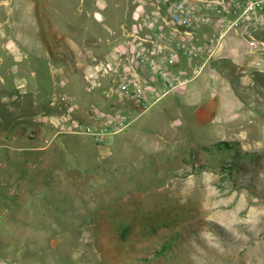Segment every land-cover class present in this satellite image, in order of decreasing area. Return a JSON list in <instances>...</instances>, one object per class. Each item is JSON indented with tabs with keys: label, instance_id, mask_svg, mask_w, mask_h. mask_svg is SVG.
<instances>
[{
	"label": "rangeland",
	"instance_id": "obj_1",
	"mask_svg": "<svg viewBox=\"0 0 264 264\" xmlns=\"http://www.w3.org/2000/svg\"><path fill=\"white\" fill-rule=\"evenodd\" d=\"M97 1L104 10L89 15ZM97 1L0 0V55L18 54L0 60V133L22 139L0 140V264H264V48L223 54L200 95L171 94L101 144L56 136L60 116L83 117L87 94L102 92L85 90L94 59L139 4L151 8ZM45 25L87 37L81 75L67 76L65 45L14 42Z\"/></svg>",
	"mask_w": 264,
	"mask_h": 264
},
{
	"label": "built area",
	"instance_id": "obj_2",
	"mask_svg": "<svg viewBox=\"0 0 264 264\" xmlns=\"http://www.w3.org/2000/svg\"><path fill=\"white\" fill-rule=\"evenodd\" d=\"M149 6L133 10L121 40L85 74V90H102L112 107L91 105L83 112L88 119L69 109L58 118L56 136L85 135L101 144L125 131L167 96L185 92L223 57L233 32L264 48V0H151ZM183 60L187 67H178Z\"/></svg>",
	"mask_w": 264,
	"mask_h": 264
},
{
	"label": "crops",
	"instance_id": "obj_3",
	"mask_svg": "<svg viewBox=\"0 0 264 264\" xmlns=\"http://www.w3.org/2000/svg\"><path fill=\"white\" fill-rule=\"evenodd\" d=\"M97 1V0H96ZM26 11L27 12H33L32 9H30V4L27 3L26 5ZM40 9V8H39ZM99 10H104V4L102 2H99L97 1V3H95V5H93V7L91 8V10L89 11V15L90 13H96L98 12ZM133 13V11H132ZM131 17H132V14H131ZM131 19V18H130ZM32 24L34 22H31ZM96 25L99 23H95ZM31 25V24H30ZM24 27H28V24L24 25ZM48 26L45 25V35L43 36V38H37L38 40H36L35 37L33 36H30L28 34V32H26V34L23 35L22 38L20 37H14V42L16 43H24V44H30V43H37V44H43V45H46L48 43H51V42H55L57 44H60L62 46H66V47H69L70 48V51L72 52V55H71V59L69 60V64H68V67L70 68V73L67 75V76H70V77H73L75 75V73L78 72L80 73L79 75H81L82 71L80 72V69L78 68L79 66H81L83 63H80V61H84V57H81V55H79V52H80V45L81 43L83 42H87L88 39L87 37H75L71 34H67V33H63L61 32L60 35H56V36H52L50 31L47 29ZM205 32H208L209 29H205L204 30ZM30 38L32 40H30ZM7 39V38H6ZM9 39V38H8ZM11 39V38H10ZM53 40V41H52ZM109 37H100L99 39H97V41L93 42L95 43L96 45L99 46V44H106L108 45L109 44ZM120 41V40H119ZM0 42L2 44L6 43V40L4 39H0ZM246 42H243V40L240 38V36L233 32L231 33L230 35L227 36V39H226V43L225 45L223 46V51H222V54H225L227 57L229 56H233V55H236L239 51H242V53L244 54H247V45H245ZM247 44V43H246ZM95 46H92L91 49L93 50V54L98 57V48H94ZM2 50L4 51L2 55H0V60H3L4 57H10V58H15V56H17V52H14L12 50H10L7 46H2L1 47ZM44 48V47H43ZM41 48V50L43 49ZM45 49V48H44ZM21 54V53H20ZM23 55V59H29V52H23L22 53ZM107 53H105L106 55ZM41 56L44 58V60L47 58V53L44 51L41 52ZM47 65L49 66V71H51V82L57 87V88H61V85L60 84H65L62 80L61 83H59L57 81V79L55 78V73L53 72V70L51 69L50 67V63H47ZM178 67L180 68H186L187 67V64L186 62L183 60L179 65ZM213 65L212 63L209 64V66L205 69V71L203 72V74L201 76H199L197 79H195L194 81H192L189 85V89H188V96L189 97H193V96H196L197 94L200 95L199 93L202 92L204 90V88L209 85L211 82H215L213 81V79L211 78L212 77V72L215 71V68L213 69L212 68ZM76 69V70H75ZM202 76H204V79L202 82H200L199 80L202 78ZM72 79V78H71ZM68 80V79H67ZM72 92H74L75 94L77 93V90L74 89ZM87 94V93H86ZM88 95V99L92 100V102H94V105L98 106L100 109L102 110H108L112 107V105L114 104V102L109 99L108 97L105 96L104 92H101L99 95H96V96H92L90 94H87ZM74 99L77 98V95H74L73 97ZM86 99V98H84ZM85 101H88L87 99ZM83 118L85 119H88L86 115L82 114ZM43 131L39 130V137L41 138L43 134H45V129L46 127H42ZM41 131V132H40ZM44 132V133H43ZM4 134V133H3ZM3 136L1 133H0V140H7L9 143H12L13 140L15 141H18L19 139H21V137H19V139L17 138V136H8V134H6L4 137H1ZM43 138V137H42ZM56 138V136H55ZM18 139V140H17ZM19 142V141H18ZM24 146V145H23ZM12 149V152H24L26 151L28 148L27 147H15V148H11ZM29 149H32V148H29ZM26 155V154H25ZM48 156V155H46Z\"/></svg>",
	"mask_w": 264,
	"mask_h": 264
}]
</instances>
